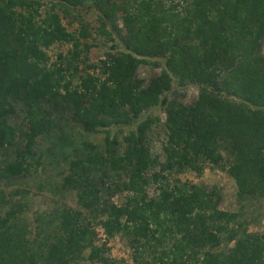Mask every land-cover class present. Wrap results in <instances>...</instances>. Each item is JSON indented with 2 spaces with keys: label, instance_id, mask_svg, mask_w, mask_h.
Returning a JSON list of instances; mask_svg holds the SVG:
<instances>
[{
  "label": "trees",
  "instance_id": "1",
  "mask_svg": "<svg viewBox=\"0 0 264 264\" xmlns=\"http://www.w3.org/2000/svg\"><path fill=\"white\" fill-rule=\"evenodd\" d=\"M89 3L101 32L109 27L122 43L86 65L100 77L79 69L89 62L88 29L73 34L60 17ZM263 38L264 0H0V153L9 154L0 162V264H115L106 244L96 245L95 225L107 239H125L135 264H264V230L250 233L237 213L220 210L218 189L177 178L226 160L239 199L264 197ZM58 44L71 48L50 63ZM159 61L158 75L137 77L140 65ZM174 83L196 87L193 103L165 97ZM164 105L161 161L148 148L160 121L140 118ZM68 122L103 132V144L77 143ZM122 128L119 143L111 131ZM47 158L62 172L47 190L74 193L76 208L38 212L31 229L26 205L1 186Z\"/></svg>",
  "mask_w": 264,
  "mask_h": 264
},
{
  "label": "rangeland",
  "instance_id": "2",
  "mask_svg": "<svg viewBox=\"0 0 264 264\" xmlns=\"http://www.w3.org/2000/svg\"><path fill=\"white\" fill-rule=\"evenodd\" d=\"M46 5L45 7H48ZM45 7L41 9L43 12ZM100 13L96 10L93 4H86L84 7H78L72 11L70 15L60 14L63 26L67 31L76 34L79 32L81 26H85L88 29L90 38L83 43L91 45L88 52L89 62L81 63L79 65L80 70H85L86 72L101 76L97 68H86V65L96 66L99 61L104 60L106 54L112 52L115 49H121L122 43L118 32H113L109 27H107V33L101 32V22L98 19ZM108 26L109 24L106 23ZM117 25L121 28V20H117ZM70 45L58 44L50 48L47 53L51 62L58 61L57 57L59 54H66ZM260 56L264 57V38L262 40L261 48L259 51ZM158 67V68H157ZM157 67L140 65L137 68L136 75L140 80L147 82L150 78L158 75L160 73V68L162 65L159 64ZM82 72H80L81 74ZM75 80L74 82H76ZM198 91L194 86H188L185 89H177L176 84H173L172 90L165 95L168 100H172L173 97L178 100H182L184 104H191L197 98ZM147 117L152 119H159V123L151 128L148 134V148L153 156H157L161 161L164 160V154L162 151V146L165 142V131L163 123L165 120V105L156 108H151L145 111L140 120H144ZM22 115H17L11 119V124L16 128L22 127ZM68 135L72 137L77 143L89 142L95 145H102L104 139V133L99 132L96 134L87 135L85 134L77 125L68 122L67 123ZM128 128H122L121 130L113 129L111 135L116 137L119 143H122L123 137L128 133ZM48 147V142L40 138L38 140L37 148L40 150L46 149ZM8 152L3 151L0 153V162L8 160ZM226 158L227 156L224 155ZM49 158V157H48ZM46 160H49V159ZM45 167H40L36 173L31 176H26L21 179H16L12 181H6L2 183V188L7 193V199L11 202L21 201L26 205V210L22 214V218L27 221L30 228L33 229V221L35 215L38 212H50L55 210L58 205L64 203L70 208H76V198L74 193H66L62 195H53L47 190L49 186L48 183H54L59 179L61 175V168L57 164L50 160L46 162ZM227 161L225 160L219 166L204 165V168L200 174L195 172L187 171L177 176L182 182H188L197 185H205L210 188L214 187L220 191L221 201L219 204V209L229 213H237L240 218L246 222L247 230L250 233H261L264 230V197H250L239 199L237 197V187L234 180L227 174ZM41 186H45L46 189H41ZM14 189L23 191L19 196H10V192ZM156 194L155 188L151 187L149 189V195L153 196ZM123 200L122 196H116L113 198V202L120 204ZM98 237L96 240V245L106 244L108 250V256L115 262V264H135L132 260V251L128 246L125 239L119 236L107 239L102 230L94 226ZM233 243L228 246L222 245L221 249L226 251L229 247H232ZM87 252H85V257ZM83 264H89L84 262Z\"/></svg>",
  "mask_w": 264,
  "mask_h": 264
}]
</instances>
